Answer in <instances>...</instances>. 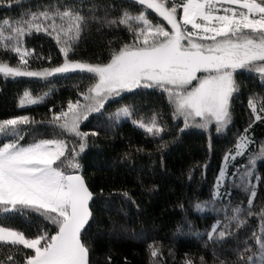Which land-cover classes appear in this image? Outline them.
I'll return each instance as SVG.
<instances>
[{"label":"snow or ice","instance_id":"1","mask_svg":"<svg viewBox=\"0 0 264 264\" xmlns=\"http://www.w3.org/2000/svg\"><path fill=\"white\" fill-rule=\"evenodd\" d=\"M22 3L0 0V7ZM93 25L98 33L125 32L128 39L109 40L95 62L77 58L81 38ZM33 33L51 38L58 63L51 50L45 56L26 47L25 37ZM0 51L14 54L17 61L0 59L5 79L25 77L47 85L36 94L24 89L17 102L21 109L42 105L53 95L57 89L51 80L81 77L70 89L75 98L50 105L42 119L27 114L0 118V264H91L84 232L97 197L79 163L89 140L130 123L145 137L159 139L157 147L164 149L169 143L163 139L169 132L163 112L167 107L173 122L183 121L177 138L191 128L209 134L208 158L193 165L206 180L214 151L210 125L219 134L232 124L233 103L242 89L238 75L251 74L264 88V0H49L15 19H0ZM33 60L48 66L33 68ZM142 92L158 93L167 104L146 114L135 103ZM126 95L131 102L105 112ZM246 112L247 126L224 148L208 198L189 200L188 208L178 205L184 217L177 233L187 225L188 234L203 240L205 251L211 249L212 264H264V206L254 211L258 184L264 182L258 172L264 140L252 135L253 125L264 123V92H249ZM94 114L103 119L82 130ZM143 151L129 144L121 160ZM113 195L136 204L127 189H113L108 196ZM189 210L205 221L212 219L211 224L193 231ZM17 214L36 225L34 235L10 225ZM146 251L149 264H167L160 242H149ZM168 253L177 264L171 249ZM179 264L197 261L186 253ZM199 264H207L204 256Z\"/></svg>","mask_w":264,"mask_h":264},{"label":"trees","instance_id":"2","mask_svg":"<svg viewBox=\"0 0 264 264\" xmlns=\"http://www.w3.org/2000/svg\"><path fill=\"white\" fill-rule=\"evenodd\" d=\"M45 3H49V0H23L22 4L11 8L0 7V19L5 17L15 19L22 11L28 9L34 11L38 4ZM114 37H121L120 42H126L128 39L125 32L98 33L96 26L93 25L81 38L77 48V58H91L95 62V56L105 51L107 42ZM25 40L26 47L34 49L37 54L43 53L47 56L51 50L54 62H59L58 50L51 38L43 33H33L31 36H26ZM115 46L118 47V44ZM0 59L8 60L12 64L17 62L14 54H6L2 51H0ZM31 66L38 68L48 65L46 62L40 64L33 60ZM237 79L242 89L233 103L232 124L219 134L215 125H210L214 151L211 166L207 169L206 180L201 179L202 169H193V165L197 162L203 164L208 158L209 134L201 129L191 128L180 133L177 138V130L183 121L181 120L179 124L173 122L171 110L167 107L163 108V112L164 119L169 125V132L163 139L169 143L164 149H158L159 139L145 137L141 130L134 129L130 123H124L107 134L101 131L98 139L89 140V146L81 153L79 163L86 183L97 197L92 202L93 218L84 232V240L90 248L91 264H125V260L127 264H149L146 246L153 240L162 245L161 259L166 260L167 264H172L173 261L168 249L172 250L177 264L186 253L195 256L197 264L201 256L205 257L207 264H212L211 249L205 251L203 240L189 235L187 225H184L183 233H177V225L183 224L184 217V212L178 205L184 204L185 208H188L189 200L196 197L201 200L208 198L213 173L218 170L224 148L234 143L235 134L238 131L242 132L247 126L249 117L246 104L249 92H264L258 78L254 79L251 74L240 73ZM80 80L81 77L78 75L70 76L68 79L51 80L50 83L57 89L53 95L42 105L21 109L17 107V102L24 89H30L36 94L47 90V85L37 83L32 78L5 79L0 75V118L27 114L40 120L45 117L50 105L66 101L70 96L75 98L74 90L70 92V89ZM84 83L86 84L87 81L85 80ZM132 99L126 95L123 100L109 104L105 112L114 110L118 104L131 102ZM135 103L140 107V111L150 114L154 107L166 105L167 101L158 93L142 92L135 97ZM98 119L103 117L97 118L94 114L82 126V130L91 129ZM252 135L257 141L264 140V123L256 122L253 125ZM129 144L140 145L144 151L139 154L134 152L130 159L121 160ZM190 169L194 171L191 180H189ZM258 172L264 175V162L258 161ZM101 189L104 192L103 196L100 195ZM113 189H127L136 204L125 201L118 195L109 197L108 193ZM234 196L239 199L236 191ZM244 202L246 204V199ZM255 205L254 211H259L260 207L264 206V182L258 184ZM188 219L195 225L193 231L202 230L212 222V219L205 221L190 210ZM9 223L25 231L29 236L35 234L36 225L24 222V217L19 214L11 218ZM250 224L257 225L258 220H250ZM133 233L140 234V238L134 237ZM204 239L207 237L205 236ZM225 254L227 253L222 254L221 258Z\"/></svg>","mask_w":264,"mask_h":264}]
</instances>
